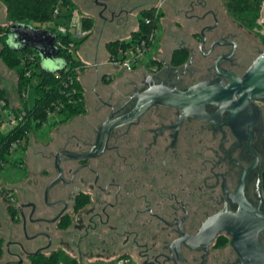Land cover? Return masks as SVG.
I'll use <instances>...</instances> for the list:
<instances>
[{"label": "flooded vegetation", "instance_id": "1", "mask_svg": "<svg viewBox=\"0 0 264 264\" xmlns=\"http://www.w3.org/2000/svg\"><path fill=\"white\" fill-rule=\"evenodd\" d=\"M103 1L85 2L99 7ZM219 2L176 0L175 18L188 22L182 35L194 36L198 27V40L184 49L189 58L193 53L192 63L184 67L188 58L179 73L159 67L150 73L156 82L185 89L213 80L219 57L220 72L244 75L260 52L251 43L263 42L264 34L222 16L229 12ZM202 32L207 43L200 48ZM144 78L99 101L94 117L78 118L70 131L29 150L25 178L5 195L0 213V264H244L232 235L215 232L214 220L225 210L237 213L245 172V198L264 212V101L241 110L237 123L215 106H207L214 119L199 120L157 104L100 134L108 118L134 109L130 98L147 89ZM259 242L264 249L263 232Z\"/></svg>", "mask_w": 264, "mask_h": 264}, {"label": "water", "instance_id": "2", "mask_svg": "<svg viewBox=\"0 0 264 264\" xmlns=\"http://www.w3.org/2000/svg\"><path fill=\"white\" fill-rule=\"evenodd\" d=\"M109 1L111 0L101 2L102 10L99 12V17H103L104 11L112 9V6L108 4ZM202 37L200 48L207 43L204 32H202ZM54 40L55 35L50 30L33 28L25 23H14L8 34L10 47L17 51L31 48L38 52L44 60H58L59 50ZM216 44L218 42L211 44L209 54L213 52ZM192 60L193 53H191V57L184 67L186 68L191 64ZM220 60L221 57L217 58L213 65V68L216 69V76L213 80L203 81L185 89L170 88L156 82L154 75L146 76L143 84L147 89L143 92H136L130 98V102L135 101L134 109L129 114L113 121L108 118L98 132L102 134L103 132H109L112 128L133 122L157 104L182 111V117L192 116L199 120L214 119L215 116L207 112V106H215L220 109L218 114L225 111L229 112V121L237 123L238 121L235 120L241 110L248 107H257L255 101H264V49L259 52L257 58L253 60L241 77L231 71L220 72L217 66ZM61 61L63 65L57 69L45 70L53 72L64 69L66 63L63 60ZM176 70L177 73L180 72L179 68ZM223 78L228 79L229 82L225 83ZM246 175L247 172L241 179L236 196V202L239 205L237 213H231L227 210L220 213L214 220L215 232L226 230L232 235L233 246L244 264H264V249L259 242V234L264 233V212L260 210L259 206H252L245 198ZM258 195L263 201L260 192Z\"/></svg>", "mask_w": 264, "mask_h": 264}, {"label": "trees", "instance_id": "3", "mask_svg": "<svg viewBox=\"0 0 264 264\" xmlns=\"http://www.w3.org/2000/svg\"><path fill=\"white\" fill-rule=\"evenodd\" d=\"M7 8V17L14 23L48 24L52 21L54 10L61 3L73 11L75 4L71 0H0ZM264 0H227L226 7L231 16L235 19H240L245 23L256 25L259 17L261 3ZM162 12L156 15L155 8H148L142 11L141 17L138 20L139 29L131 35L130 41L116 40L109 43L111 51V59L114 61L122 58V52L136 45L156 32L159 25ZM56 17H59L56 16ZM71 17V15H69ZM150 20V23H147ZM95 25L94 18L91 16H82L80 20V31L89 33ZM11 27V26H10ZM10 27L5 30L7 38L5 45L10 56L5 57L7 61L15 59L13 68L21 74L20 97L23 106L19 110L27 112L25 124L19 125L8 131L6 134L0 133V169L4 166L5 156L11 152V146L15 142L20 144L25 143V149L30 143V131L34 126L41 127L46 123L47 117L51 113H58L62 116L63 121H68L71 117L84 114L86 112V98L79 80V71H83L84 66L78 57V47L80 42L75 41L71 33L61 34L57 28H46L55 35L54 43L58 48L57 58L66 63L64 69L57 71H47L45 69L36 72L33 68V62H36L37 54L34 50L27 48L22 51H17L9 46L8 34ZM1 36V27H0ZM87 37V36H86ZM58 41L61 45H58ZM264 42V39H263ZM73 44V48L70 47ZM152 43H149L151 46ZM71 50V51H70ZM119 54L121 56H119ZM2 55V54H1ZM189 58V52L184 49H177L172 55V64L176 67L182 66ZM10 59V60H9ZM154 65L158 62L151 61ZM33 78L37 79V84L34 86L36 99L34 105L29 108L26 104V90ZM5 91L0 89V101H4L8 105V100ZM18 110V111H19ZM8 192L3 190V192ZM6 195V194H4ZM3 248L0 242V256ZM57 261V260H56ZM58 261L56 262V264ZM50 264H55L51 262Z\"/></svg>", "mask_w": 264, "mask_h": 264}, {"label": "rangeland", "instance_id": "4", "mask_svg": "<svg viewBox=\"0 0 264 264\" xmlns=\"http://www.w3.org/2000/svg\"><path fill=\"white\" fill-rule=\"evenodd\" d=\"M71 1H73V3L75 4L73 11L69 10L68 8H65V6L60 3L57 6V9L59 10V13H60L59 17L52 18L51 22H49L48 24L42 25L41 28L42 29L52 28V27L58 28L59 26H62L64 28H70L72 32L71 34L73 38L75 39V41H79L80 39L78 37L77 29H78V25L80 23L81 17L84 15L86 11H89V9H90V12L92 11V13H97L98 11H100V6L96 7V6H92V4H87L88 6H92V8L90 7L83 8L80 2L86 3L85 2L86 0H71ZM140 2L156 4L157 0H137L136 3H140ZM226 2L227 0H221L219 4L221 6H224L226 5ZM167 4L171 5L172 0L169 1ZM166 13L167 11L164 12V14ZM220 14L227 19L229 18V20L233 21V19H235L230 14H227L226 11L224 10L221 11ZM53 15H54V12H53ZM69 15H71V17H69ZM259 15H260V11H259ZM239 20L240 19H236L235 21L238 22ZM159 22L160 23H159V27L156 30V36H155L154 42L150 46V48L147 51H145L143 55L140 57L139 62L136 65L137 67L146 65L147 61L151 59L159 49L160 42L162 41L164 33H165L163 21L161 20V18ZM13 24L14 22L10 21L7 17L6 6L0 1V27H1L0 89L5 91L6 93L5 95L7 97L8 106H9V108L8 107L2 108L1 102H0V122L2 124H6L5 127L0 130L1 134H6L10 130V126L8 124L9 117H10V113H9L10 110H13V111L18 110L20 107L23 106V103L20 97V92H19L20 91L19 82L21 80L22 75L19 74L17 71H15V69L13 68V64H15L16 62L15 59L13 60L9 59L10 61L8 62L7 59L5 58V57L10 56L8 54L9 52L7 51V48L5 45V41L7 38V34L5 30H7ZM29 25H31L33 28L39 27L38 24H34V23H30ZM256 26H258L257 21H256ZM197 29L198 27L194 28L195 37L193 36L192 38L194 41L198 40V38L196 37L198 34ZM262 30L264 31V28ZM262 30L260 29L261 33H257V34L260 36L263 35L264 32ZM182 32H180V34ZM251 45H253L254 48H257L258 51H261L264 49V42H261L259 38L257 42L253 41ZM34 53L38 55L36 57V62L35 63L33 62V68L36 72H39L42 69L55 70L61 65H63V62L59 59L58 60H44L42 57H40L38 52L34 51ZM121 69L128 71L126 68L122 66H121ZM81 73L82 72H80V74L78 75L79 80L82 84L83 91L85 92L88 91L87 94L89 95V98H88L89 100L86 101L87 113L73 116L68 121H63L62 116H60L56 112L49 114L45 124H43L41 127H38V128L34 126V128L31 129L30 131L31 140H30L29 145L27 146V149H25V143H22L16 149H12V151L9 154H6L4 166L2 169H0V213L1 215H3V211H4L3 210V206H4L3 203L5 200L4 194L7 195L9 192H12V189L16 188L17 184L22 183L23 179L25 178V175H26L25 171H26V166H27V156L29 154V150L37 149L40 145L46 144L54 133L63 132V131L65 132L68 130L70 131L71 128L75 125V122L78 120V118L95 116L93 114L94 113L93 111H95L96 107L98 106V102H99V98L96 94H98L99 92H102V90L105 88H103L102 86L95 92L96 93L95 94L94 91L92 92V88L94 86L95 80H93V78L91 77L85 78L83 74L81 75ZM88 77H89V73H88ZM36 84H37V79L33 78L26 90V104L29 108H31L35 103L36 93H35L34 86H36ZM84 87H85V90H84ZM117 92L122 93V89H120V91H117ZM114 99L116 100L117 98H114ZM3 190H7L8 192L7 193L6 191L3 192ZM89 264H104V263L92 262Z\"/></svg>", "mask_w": 264, "mask_h": 264}, {"label": "crops", "instance_id": "5", "mask_svg": "<svg viewBox=\"0 0 264 264\" xmlns=\"http://www.w3.org/2000/svg\"><path fill=\"white\" fill-rule=\"evenodd\" d=\"M169 1L171 0H166L161 9L163 14L161 20L163 21L165 33L160 42L158 51L147 61L146 65L137 67L136 64L130 71L121 69V66L117 65L114 59H111V51L108 45L116 40L130 41L131 35L139 29L138 20L140 19L142 11L157 7L160 0H157L156 4L144 2L136 3L137 0H111L108 4L112 6V9L110 12L104 13L103 17H99L98 12L100 11L92 13L89 9V11L84 13L83 16H91L94 18L95 25L89 35L88 33L81 32L80 29L77 30L80 39L78 57L84 66L83 71L80 72H82L81 75L83 74L85 78L91 77L95 80L92 92L94 91L95 93L102 86L105 88L102 92L98 94L95 93L99 101L108 100L111 94L120 91V89L127 92L131 91L134 84L139 86L141 84L140 81L144 77L153 75L150 73L155 72L159 67L166 65L176 68V66L172 64V55L174 51L177 49L195 47L192 33H188V37L182 35V33L180 34V32L186 29L188 22L182 18H175V13L179 7L175 5L176 0H172L171 5L167 4ZM80 3L83 8H92V6H88L87 3ZM132 10L134 11L132 12ZM125 11H128V17H126L125 13L122 14V12ZM166 11L167 13L164 14ZM109 13L122 16L119 18L120 20L111 19ZM170 32L175 33L174 36L176 39H171ZM119 56L121 55L119 54ZM153 60L158 62L157 65L151 63ZM87 92L88 91H84L85 97L87 98L86 101L89 100Z\"/></svg>", "mask_w": 264, "mask_h": 264}, {"label": "built area", "instance_id": "6", "mask_svg": "<svg viewBox=\"0 0 264 264\" xmlns=\"http://www.w3.org/2000/svg\"><path fill=\"white\" fill-rule=\"evenodd\" d=\"M164 3H165V0H160L157 7H155L156 15L159 13V11L161 10V7L163 6ZM59 14H60L59 10L56 8L54 11V16L56 17ZM147 23H150V20H147ZM257 23L261 29L264 28V1L262 2V5L260 6V15L257 19ZM79 25H80V23H79ZM79 25H78V29H80ZM57 30L61 34L72 33L70 28H64L62 26H59L57 28ZM155 36H156V32L151 34L147 40L142 41L140 43V45H136L134 48H130V49L126 50L125 52H122L121 53L122 58L119 60H116L114 62L117 65L122 66L129 71L132 70L134 68V66L139 62V59L143 55V53L150 48L149 43H153ZM57 43H58V45H61L60 41H58ZM70 47L73 48V44H70ZM0 102H1L2 108H6V107L9 108V106L4 101H0ZM18 110H14V111L10 110V112H9L10 117H9L8 124L10 126V130L14 129L15 127H17L19 125L25 124L27 112L23 109L19 110V111ZM5 125L6 124H2L0 122V130L2 128H4ZM20 145L21 144L18 141L13 143L11 146V151H12V149H16ZM115 264H129V262L127 260H118L115 262Z\"/></svg>", "mask_w": 264, "mask_h": 264}]
</instances>
